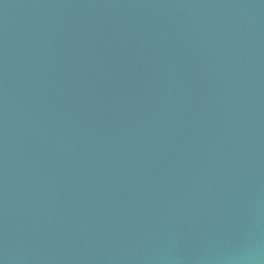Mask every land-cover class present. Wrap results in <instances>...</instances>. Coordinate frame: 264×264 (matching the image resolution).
Masks as SVG:
<instances>
[{
  "label": "water",
  "instance_id": "obj_1",
  "mask_svg": "<svg viewBox=\"0 0 264 264\" xmlns=\"http://www.w3.org/2000/svg\"><path fill=\"white\" fill-rule=\"evenodd\" d=\"M0 264H264V0H0Z\"/></svg>",
  "mask_w": 264,
  "mask_h": 264
}]
</instances>
